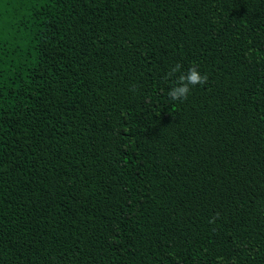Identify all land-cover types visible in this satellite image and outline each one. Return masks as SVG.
Returning <instances> with one entry per match:
<instances>
[{
    "label": "trees",
    "instance_id": "1",
    "mask_svg": "<svg viewBox=\"0 0 264 264\" xmlns=\"http://www.w3.org/2000/svg\"><path fill=\"white\" fill-rule=\"evenodd\" d=\"M0 264H264V0H0Z\"/></svg>",
    "mask_w": 264,
    "mask_h": 264
},
{
    "label": "clouds",
    "instance_id": "2",
    "mask_svg": "<svg viewBox=\"0 0 264 264\" xmlns=\"http://www.w3.org/2000/svg\"><path fill=\"white\" fill-rule=\"evenodd\" d=\"M182 65L175 64L167 73L168 77L180 72ZM207 81V76L202 75L195 67H189L186 72H182L174 81L173 86L168 91V96L172 101H184L188 98L190 91L197 85H203Z\"/></svg>",
    "mask_w": 264,
    "mask_h": 264
}]
</instances>
